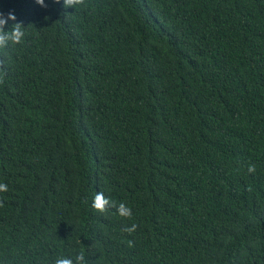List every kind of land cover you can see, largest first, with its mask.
Here are the masks:
<instances>
[{"label":"trees","instance_id":"1","mask_svg":"<svg viewBox=\"0 0 264 264\" xmlns=\"http://www.w3.org/2000/svg\"><path fill=\"white\" fill-rule=\"evenodd\" d=\"M62 3L0 0V264H264V0Z\"/></svg>","mask_w":264,"mask_h":264},{"label":"clouds","instance_id":"2","mask_svg":"<svg viewBox=\"0 0 264 264\" xmlns=\"http://www.w3.org/2000/svg\"><path fill=\"white\" fill-rule=\"evenodd\" d=\"M53 3H60L61 0H52ZM34 3L40 7H45V0H34ZM65 0H63L62 6L64 7ZM15 14L11 11L7 13L6 16L0 14V46L6 45L9 41L15 43L21 40L23 33L21 32V25L17 22L15 27L10 31L5 30L4 26L9 21H15ZM8 191V185L6 183L0 182V193H5ZM91 208L96 210L99 213H103L105 207H112L109 199L105 196L103 192H96L93 196L90 204ZM116 213L121 217H129L131 215L130 209L124 204L120 203L116 205ZM135 229V224L127 228L126 231L132 232ZM83 260L82 253H76L73 257H57L53 264H81Z\"/></svg>","mask_w":264,"mask_h":264}]
</instances>
